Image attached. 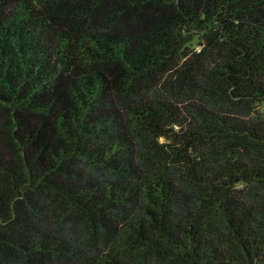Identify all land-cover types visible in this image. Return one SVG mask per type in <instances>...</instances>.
Instances as JSON below:
<instances>
[{"label": "trees", "instance_id": "16d2710c", "mask_svg": "<svg viewBox=\"0 0 264 264\" xmlns=\"http://www.w3.org/2000/svg\"><path fill=\"white\" fill-rule=\"evenodd\" d=\"M229 261L264 264V0H0V264Z\"/></svg>", "mask_w": 264, "mask_h": 264}, {"label": "rangeland", "instance_id": "374dc122", "mask_svg": "<svg viewBox=\"0 0 264 264\" xmlns=\"http://www.w3.org/2000/svg\"><path fill=\"white\" fill-rule=\"evenodd\" d=\"M192 43L194 44V43H195V41H192ZM228 264H235V263H233V262L229 261V263H228Z\"/></svg>", "mask_w": 264, "mask_h": 264}]
</instances>
